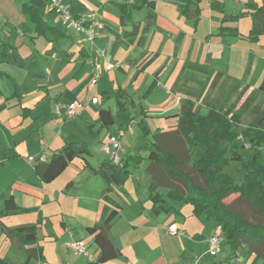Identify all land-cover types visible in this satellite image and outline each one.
<instances>
[{
  "label": "crops",
  "instance_id": "1",
  "mask_svg": "<svg viewBox=\"0 0 264 264\" xmlns=\"http://www.w3.org/2000/svg\"><path fill=\"white\" fill-rule=\"evenodd\" d=\"M82 1L85 7L77 9L73 15L96 13L101 21L94 48L77 46L73 37L75 33L73 35L65 33L66 39L61 41L55 37L48 38L49 42H41L40 38L32 41L31 33L34 28L27 22L24 23L23 29L15 26L16 31L11 29L5 37L0 34V47L6 45L9 54L0 63V72L3 74L0 80H10L15 83L14 92L9 94L12 96L16 93L13 98L10 95L5 97L0 86V213L4 212L5 202L11 197L17 207L27 210V212L0 217V264H22L26 261L29 250L38 248L42 252L36 251L37 259H32L31 264H100V252L88 228L101 222L106 207L113 210L112 204L120 203L108 194L112 192L113 185L108 184L101 176L95 175V171L106 162L101 163L97 168L88 160V155L83 157L84 160L77 158L50 184L42 182L34 172L36 159L40 156H45L46 161H49L53 154L61 150L65 144L74 142L75 138L87 131L86 129L91 131L99 128L100 130L99 111L105 108L103 104L99 109L93 107L92 103L99 104L100 99L97 96L93 97L98 98L97 103L93 102V98L91 101L88 99L90 87H99L101 82L99 91L106 99L105 103H111L117 93L123 94V102L126 103V113L123 115L128 114L130 107L135 108L139 111V122L152 118L154 124L160 120H167L165 117L171 115L169 113L180 115L188 100L196 104V98L203 94L206 99L210 88L215 86V78L219 75H221L220 92H223L227 84L229 87L225 90H228V95L233 88L237 91L236 88L242 82L249 63L251 65L249 75L238 91L241 94L247 86L250 94L254 90L249 84V78L257 62L256 57L259 55L257 50H262L259 45L263 37L258 43L247 40L252 28L251 17H243L237 22H224V18L251 12L248 9L249 5L262 6L264 0H252L253 3L245 0H231L235 5L231 7L234 10L232 13L226 8L227 0H205L199 5L201 16L198 24L192 19L182 17L174 1L158 0L154 9L144 7L134 12L131 22L124 26L120 23L121 13L117 4L131 3V0H91L92 3ZM178 2L183 3L184 0ZM212 2H218L220 9L212 8ZM239 8L241 10L237 11ZM49 12L51 16L54 14L52 10ZM149 16H151L150 21ZM8 23V21L5 22L4 28H9ZM134 25L139 27L137 36L127 38L126 33L131 32ZM221 27L236 29L238 36H218L217 33ZM144 29H147L145 38L140 41ZM15 34L18 36L16 40ZM83 37L86 39L84 34ZM217 37H226L231 45L227 55L228 65L226 67L224 65V68L217 67V61L225 59L226 49L218 47L220 50H216L215 53L210 50L212 44H220L216 40ZM64 44L69 45L70 48L64 49ZM239 45L248 47L250 50L248 58L246 53L248 50L243 55L237 54L239 48L235 47ZM232 46L235 48L233 53ZM98 49H104L106 57L97 56ZM114 57L122 60L119 65L112 63ZM98 58L101 63L112 64L115 67L114 70H117L105 73L96 85H91L89 83L91 63ZM247 60L248 64H246ZM232 63L239 70L238 76H235L239 78H233L230 74ZM4 67L11 72L1 70ZM241 69L244 71L243 75L240 74ZM25 79H33L34 88L31 90L24 88ZM238 82L239 84L236 85ZM41 83L46 85L40 86ZM153 84L154 87L148 97L142 99L141 95L143 96ZM22 86L26 89L25 92ZM158 91L163 96L158 100H152V96H156ZM34 93L36 97L26 102L27 96ZM68 94H75V100H71ZM179 98H183L186 102L181 104ZM47 102L51 109L48 115L45 113L42 117L45 119L42 120L38 112L44 109L41 107H45ZM72 103L81 104L76 108L77 116L74 117L69 115L67 108V105ZM59 104H61L60 114L56 111ZM115 104L119 116L116 100ZM215 104L218 105V103ZM89 106L93 108L96 117L91 116ZM18 107L20 112L16 111ZM25 108L32 111L26 117L23 114ZM105 110L111 112L110 109ZM111 114L114 116L112 112ZM55 116L59 118L58 122L54 119ZM75 117H79L80 120L66 121ZM40 122H43L41 132ZM146 129L148 130L146 136L153 133L148 126ZM162 133L165 132L156 133L155 131L154 140L157 141L156 136ZM110 134L117 133H107L104 143L107 142ZM119 135L122 141V135L120 133ZM121 152L128 155L123 145ZM30 158L35 161L29 162ZM93 178L98 179L100 183L99 195H90L85 192L93 189ZM99 179H103L104 182ZM146 179L148 194L140 191L139 179L134 189L137 196L135 211L141 217L142 223L134 224L124 215L125 212L119 211L108 234L116 248L120 250L121 256L105 264L126 263V259L129 261L126 257L129 242L144 241L147 237L157 241V243L154 242L156 248L153 256L149 257V260L140 256L138 251L137 257L134 251L133 254H129L133 256V259L142 260L145 264H193L183 255L187 248L190 254H193L199 244L210 247V237L219 234L220 229H214L213 224L203 222V218L194 216L193 210H186L184 215L185 205L179 207L177 202L171 205L176 209L173 215L181 216L180 223L173 220L167 230L170 226L176 225L180 237L179 234L177 236L165 234L159 228L161 227L159 224L156 227L154 224L152 226L151 219L160 220L163 216L161 214L151 216L153 204L149 192L150 178ZM164 194L167 193L164 192ZM32 225L38 228L37 243L32 246L23 244L15 234L10 232ZM119 225H122V231L118 232ZM206 225H210L209 231H207L208 227L205 228ZM112 234L115 235L112 236ZM139 236L141 237L138 238ZM162 237H171L173 242L168 249L162 242ZM75 242L86 245L88 249H94L92 262L70 248L69 245ZM209 254L211 255L210 251ZM40 255L43 256L42 260L38 257ZM179 256L184 261H181ZM203 259L198 260L196 264H201Z\"/></svg>",
  "mask_w": 264,
  "mask_h": 264
},
{
  "label": "trees",
  "instance_id": "2",
  "mask_svg": "<svg viewBox=\"0 0 264 264\" xmlns=\"http://www.w3.org/2000/svg\"><path fill=\"white\" fill-rule=\"evenodd\" d=\"M156 1L158 0H131V3L117 4L121 13V25L124 26L131 22L133 13L144 7L154 9ZM167 1H174L182 17L192 19L198 24L201 16L199 5L205 0H184L183 3H179V0ZM47 4V0H30L23 4L22 12L34 26L31 33L32 41L46 37L47 34L55 35L58 39L66 37L64 32L48 23ZM211 7L220 9L218 2H212ZM248 9L251 12L226 16L224 22H237L243 17H251L252 28L247 40L251 43H258L264 37V4L262 6L252 4L248 6ZM148 19L150 21L151 16ZM137 31H139V27L134 25L132 31L126 33V37L137 36ZM146 32L147 29H144L140 41L145 38ZM217 35L238 36V31L221 27ZM0 48L1 63L9 54L6 45H2ZM250 69L249 63L243 80L236 90L247 80ZM1 76L3 74L0 72ZM153 87L154 84L145 92L142 99L148 97ZM244 90L248 91L249 87L247 86ZM263 92L264 80L258 89L251 92L241 107L237 108L236 105H232L228 108L227 104L222 106L214 104L209 107L205 115L198 113L196 104L192 100H188L179 117L176 116L178 117L176 129L156 136L157 141L154 144V149L150 150L148 157H142L140 154L129 155L124 160L123 168L120 165L106 162L99 170L95 171V175L101 176L108 184H121L123 171L126 170L127 173L130 162H139V159L142 158L148 160L150 200L155 215L176 213V209L171 205L173 202L189 204L193 208L194 216L204 217L219 226L220 236L233 250L244 247L257 259L264 261V225L251 223L243 213L225 203L228 198L234 196L238 201L251 205L264 218V110L255 107L253 109L254 118L248 128L241 133L239 130L243 116ZM15 96L16 93L11 98ZM68 97L75 100V94H68ZM123 97V94L120 93L115 95L120 114L126 113V103L123 102ZM31 113L32 111L29 109H23L24 117ZM98 119L101 128L105 129L116 123V117L105 109L99 111ZM143 123V121L140 122L139 126L142 127L144 136H146L148 130ZM240 139L243 143L241 148H239ZM242 150L250 152L247 159ZM89 154L86 144L67 143L61 150L53 154L49 161L40 162L36 159L34 172L42 182L50 184L75 159H83ZM234 163L242 164L245 171L240 182H237L234 176L226 172V168ZM186 165H190L193 175L184 171ZM165 190H168L167 194L163 193ZM112 205L113 210L107 207L104 209L101 222L98 225L88 228V232L93 236L94 243L99 249L100 264L108 263L121 256L120 250L116 248L108 234L121 210L119 204L113 203ZM23 212H27V210L17 207L11 197L6 200L5 210L0 213V217ZM37 229L36 225H32L10 232L15 234L23 244L32 246L37 243ZM36 251L42 252L40 248L29 250L27 259L22 264H31L32 259H37ZM38 257L40 260L43 259L42 255Z\"/></svg>",
  "mask_w": 264,
  "mask_h": 264
},
{
  "label": "rangeland",
  "instance_id": "3",
  "mask_svg": "<svg viewBox=\"0 0 264 264\" xmlns=\"http://www.w3.org/2000/svg\"><path fill=\"white\" fill-rule=\"evenodd\" d=\"M49 1L50 0H47L48 5H49ZM61 1L63 4H66L70 7V12L72 14L76 13L77 9L79 10V9H82L85 7V4L82 0H61ZM86 1L91 2V0H86ZM245 1H247V2L249 1V2L253 3L252 0H245ZM227 2L228 3L226 4L227 5L226 8L228 9V11H230V13H232L234 10L231 7H232V5H234V3H232L231 0H227ZM24 3H26L25 0H0V19L3 18V20H0V26H1L0 27L1 28L0 34H2L3 37L7 36V34H9L11 29H15V26L16 27L18 26L19 29H23L25 22H27L33 26V24L29 21V19L22 12ZM92 5H94V3ZM49 10H50V8L48 7L46 18L48 20V23L51 26L60 29L62 32L67 33V35H73L75 33L73 35V37L75 39V44L77 46H82V47L84 46L85 48L87 47V49L94 48V45H96V41H95V44L92 45L88 40H86L83 37L82 33L75 31L70 26L62 25V20H61L60 14L54 13V14H52V16L49 15L50 14ZM240 10H241V8H239V10H237V11H240ZM6 21L9 22L8 23L9 28H4L5 27L4 24ZM99 21H100V19H99ZM100 27H101V21H100ZM100 27L96 31L97 32V36H96L97 39H98V32L100 30ZM33 28H34V26H33ZM2 29H4V30H2ZM16 29L14 31H16ZM51 37L57 38L55 35L47 34L46 37H41L40 41L41 42H47V41L49 42L48 38H51ZM204 37H205V35H204ZM14 38H15V40L18 38L17 34L14 35ZM29 39H27L28 42H29ZM59 39L61 41V40H65L66 38H59ZM216 40H218V42L220 44H215V45L212 44L210 46V50H211V52L215 53L216 50H220L218 47H221L224 50L226 49L224 51L225 59L223 61H221V60L217 61L218 62L217 67L219 66L221 68H224V65H225V67H226V65H228V63H227L228 56L227 55H228L229 48H231V45H229L230 43L227 41L226 37H222V38L217 37ZM259 46L262 47V50H257L259 55L256 57L257 62H256V65L253 66L252 72H251V75L249 78V84L252 86L253 89H258L264 80V37H263ZM63 48L67 50L68 48H70V46L69 45L67 46L66 44H64ZM235 48H239V50L237 51L238 55H243L245 53V51L248 50V47L243 46V45H241V46L239 45ZM235 48H234V46H232V53L234 52ZM27 51H29V50H27ZM60 51H61V49H60ZM249 52H250V50H248V52H246L247 58L249 57ZM30 53H31V51H30ZM121 61L122 60H119L118 58L114 57L112 60V63L114 65H119V62H121ZM27 64H29V63H27ZM246 64H248V60H247ZM246 64L244 66V70H245ZM231 69H232V72L230 74L232 75V77L233 78H239V77H235V76H238V74H239V70H238L237 66L232 63ZM242 69L240 71L241 75H243V73H244V71ZM1 70L8 72V73L11 72L10 69H8L7 67L2 68ZM116 70H114V71L116 72ZM220 78H221V75H219L217 78H215V80H216L215 86L213 88H210V90L208 91V95H207L206 99H205L204 94L196 98L197 99V103H196L197 104V111L201 115L207 114L209 107L214 102L218 103V106L229 104L228 108H230L232 105H236L237 108H239L247 100V98L250 94L249 90L246 91L243 89L242 93L240 94L238 90H237L238 92L234 91L235 88H233L232 91L228 95V90H225V89H227L229 87V84H227L226 88L223 89V92H220V88H219V84L221 83ZM23 82H24L23 86H24V88L26 87L27 90H31V88H34L33 79H25ZM100 83H99V87H100ZM238 84H239V82L236 85H238ZM43 85H46V84L45 83L40 84V86H43ZM0 86H1V88L5 94V97L12 94L14 92V89H15V83L11 82L10 80L1 79L0 80ZM23 86H22V89L25 92L26 89H24ZM99 87H95V86L90 87V90H88L89 91L88 92V95H89L88 99L91 101L94 96H97L100 99V103L99 104H93L92 103L93 107L99 109L101 104H103V108L110 109L111 112L114 114V116L116 117V123L113 126H110L108 129L100 128V130H98L99 128H97V129L95 128L91 131L89 129H86L87 131H85L84 134H82L81 136H78L77 138L74 139V142H81V143H84L87 145V147L90 151V155H88V160H90V162L95 167L98 168L100 166V164L104 163V162H108L111 164V160L109 159V157L102 151V144L105 141L104 138L107 136V133H109V132L110 133L116 132L117 134L120 133L122 135V141L121 142H122V145L124 147V151L128 152V155H125V153L123 154L122 152L120 153V156L122 159V162L120 165L123 168V166H124L123 160H126L129 155L140 154V155H142V157H148L149 156L150 150L154 149L153 144L156 143V140H154L155 131H156V133H158V132H169L171 130L176 129L179 114L174 115L172 113H169L171 115L167 114V115H169V116H167V118L165 117V119H167V120H160L159 122H161V123H159V122H156L155 124L152 123L154 121V120H152V118H150V120H144L143 125L148 126V128L151 129L150 132L152 131L154 133V134L150 133L149 136H144V132L142 130V127L139 126L140 125V122H139L140 121L139 120L140 115H139L138 109L130 107L128 109L127 115L120 114L119 116H117L116 104H115V100H114L115 96L113 97V100L111 103H105L106 99L103 97V95L99 91ZM146 89L147 88H145V90ZM234 94H235V96H234ZM162 96H163L162 93H160L158 91L156 93V96L155 95L152 96V100H154V99L158 100ZM34 97H36L35 93L30 95V96H27L25 101L28 102L31 99H33ZM141 97H142V95H141ZM49 100L50 99H48V101ZM179 102L182 104V102L184 103V102H186V100H184L183 98H179ZM45 104H47L45 107L44 106L41 107L44 109L43 110L40 109L41 111L38 112V115L41 118L45 115V113H47V115H48V111L51 109L48 106L49 102H47ZM255 107H258V108L264 110V92L261 93L257 97L256 102L251 106V108L243 116V118L241 120V124L239 126L240 133L242 131H244L245 129H247L248 126L250 125V123L252 122V120L254 118L253 109ZM92 109L93 108L90 107L89 112L91 113V116L96 117V114L94 113V110H92ZM14 110H15V108H14ZM16 111L20 112V108L19 107L16 108ZM154 112H157V111H154ZM170 112H173V111H170ZM176 116H178V117H176ZM156 117H158V116H156ZM44 119L45 118H42V120H44ZM54 119H56L57 122L59 120V118L56 116L54 117ZM70 120H80V118L75 117L73 119H67L66 121H70ZM96 120L97 119H95V121ZM137 122H139V123H137ZM42 124H43V122L39 123L40 132L42 129ZM97 127H98V125H97ZM158 128H161V129H158ZM99 132H100V134H99ZM241 139H243V138L241 137ZM241 139L239 141V148H241V145L243 144ZM245 142H247V141H245ZM143 146L146 148H144ZM228 147H229V145H228ZM242 153H244V157L246 159L250 154V152H248L249 153L248 154L247 152H244L243 150H242ZM148 164H149V161L145 160L144 158L139 159V162H130V164L127 168L128 169L127 173H126V170L123 171V177H122L123 182L121 184L111 183L110 185H113V190L110 193L108 192V194H110V196L113 197L115 199V201H117L118 203L120 202L119 203L121 206L120 211L123 213L125 212L124 215L127 216L130 221L134 222V224L135 223H137V224L142 223L140 221L141 217L135 211L136 210L135 200H136L137 196H136V193L134 192L135 191L134 189H135V187H137L138 179H139L140 183H141L140 191L142 193L148 194V183L146 181L147 180L146 178H150V176L147 173ZM184 171L189 172L193 175V173L190 170V165L189 166L186 165L184 167ZM226 172H228L230 175L234 176L236 178L237 182H240L243 179V176L245 174V171L242 167V164H239V163L230 164L226 168ZM97 180L98 179L93 178V182H92L93 189H91L89 191H85L86 193H89L90 195H99V191H100L99 184L100 183ZM99 180H101V182H104L103 179H99ZM164 192L168 193V190L163 191V193ZM225 203L227 205H230L231 207L235 208L236 210L240 211L241 213H243L251 223L264 225V218H262L251 205L246 204L242 201H238L236 199V197H234V196L228 198L225 201ZM177 205L179 207L185 205V211L183 212L184 215H186V210H193V209H191L192 206L189 204L177 203ZM94 206L96 207V205H94ZM154 215H155L154 212H152L151 216L153 217ZM161 215L163 217L160 220L151 219V221H152L151 225L153 226V224H154V227H156V225H158V224L161 225V227H159V228L162 229L165 232V234L167 233V227L169 226V224L173 220L180 223L181 216L179 214L173 215V213H172V214L167 215L164 213ZM137 218H138V220H137ZM200 218H203L202 219L203 222H209V223L213 224L214 229L219 228V226L216 223H214L212 221H208L204 217H200ZM209 226L210 225H206V227H205V228L208 227L207 231H209ZM117 230H118V232L120 230L122 231V225H119V227H117ZM210 231H212V230H210ZM165 234H164V236H168ZM114 235L115 234H112V236H114ZM140 237L141 236H139L138 238H140ZM179 237H180V233H179ZM147 238L144 241L141 240L142 242L141 241H139V242L138 241H132V243L129 242L130 246L127 249L128 252H127V256H126L127 258H129V261L126 259V261H127L126 263L124 261H120V262H124L123 264H145L142 260H138L136 258L133 259V256L129 255V254H133L134 251H136L137 257H138V251H139L140 256L150 260L149 257L153 256L154 249L156 248L154 245V242L157 243V241L154 238H148V239ZM222 240H223L224 244L222 245V252L219 254L212 252L211 249L209 250L210 247L208 245L205 246V245L199 244L196 247L197 249L194 250L193 254H190V252L187 248L186 253L183 255L187 259L192 261L193 264H196V262L198 260H201L203 258L204 259H203L201 264H264L263 260L257 259L255 255L250 254L247 251V249H245L244 247L239 248V250H233L229 244L225 243L223 237H222ZM162 242L164 243L165 247L168 249V247L172 245L173 241H172L171 237H162ZM81 245L85 246L87 248V251L90 254L91 258L92 257L94 258V249L93 248L88 249V247L84 244H81ZM177 245H178V243H177ZM93 246L95 247V245H93ZM209 251L212 253L211 255L209 254ZM84 257L87 259L86 255H84ZM179 258L181 261H184V259L182 257L179 256Z\"/></svg>",
  "mask_w": 264,
  "mask_h": 264
},
{
  "label": "built area",
  "instance_id": "4",
  "mask_svg": "<svg viewBox=\"0 0 264 264\" xmlns=\"http://www.w3.org/2000/svg\"><path fill=\"white\" fill-rule=\"evenodd\" d=\"M48 7L50 8V10L55 11V13L61 15L62 24L64 26H70L75 31L84 34L86 36V40H88L92 45L95 44L97 36L96 31L100 27V21L96 13H88L86 15L75 16L70 12V7L66 4H63L61 0H50ZM96 54L99 57H105L106 51L104 49H98L96 51ZM91 66L92 71L89 78V83L91 85H96L105 73H109L115 69L112 64H103L99 59L93 60ZM93 102L97 103L98 98H93ZM60 105L61 104L56 107V111L58 114H60ZM78 106H81V104L72 103L67 105L68 113L70 116H77L76 108ZM102 151L109 157L114 165H120L122 162L120 156V153L122 151L121 136L119 134H110L107 142L102 145ZM38 160L40 162H45L46 157L40 156ZM28 161L33 163L35 159L30 158ZM167 233L170 236H177L179 234V230L176 225H173L168 228ZM209 245L212 252L216 254L221 253L222 237L220 236V234H216L210 237ZM69 246L75 252L86 255L90 262L93 261L85 246L76 242L71 243Z\"/></svg>",
  "mask_w": 264,
  "mask_h": 264
}]
</instances>
